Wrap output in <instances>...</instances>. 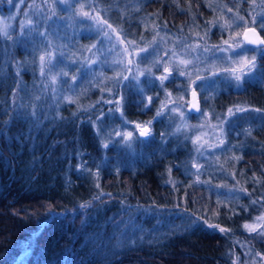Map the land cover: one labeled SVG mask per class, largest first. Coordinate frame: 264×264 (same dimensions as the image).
Here are the masks:
<instances>
[{"label":"trees","instance_id":"1","mask_svg":"<svg viewBox=\"0 0 264 264\" xmlns=\"http://www.w3.org/2000/svg\"><path fill=\"white\" fill-rule=\"evenodd\" d=\"M20 1L0 0V16L12 19V39L0 37V264H261L264 235L244 225L264 213V78L251 79L264 68V52L245 45L258 68L241 88L218 75L206 92L196 87L199 80L191 82L195 74L191 80L179 76L172 65L176 78L161 88L156 78L166 73L153 66L154 57H137L135 67L127 61L133 58L128 41L139 53L155 39L168 60L164 49L179 38L201 45L185 58L211 76L221 64L219 53L213 57L204 46L239 40L236 34L250 25L264 37L261 0H72L70 9L56 0ZM92 13L106 23L94 27ZM237 13L247 25L234 22ZM27 20L39 21V32L48 31L46 24L58 26L48 40L63 53L53 62H62L44 77L39 56L52 49L36 32L20 35ZM105 30L123 41L117 54L128 49L125 65H111ZM101 41L105 53L97 51ZM137 66L144 72L139 86L132 79ZM190 87L200 109L208 104L225 117L224 144L210 148L199 140L203 156L192 139L196 111L183 109V119L169 111ZM237 107L248 111L235 112ZM149 120L155 137L150 144L134 141L129 149L115 135ZM185 121L190 125L177 132Z\"/></svg>","mask_w":264,"mask_h":264},{"label":"snow or ice","instance_id":"2","mask_svg":"<svg viewBox=\"0 0 264 264\" xmlns=\"http://www.w3.org/2000/svg\"><path fill=\"white\" fill-rule=\"evenodd\" d=\"M55 2V0H54ZM58 2L60 4L65 5L66 8H71L72 7V0H58ZM9 4L13 3V0H8ZM261 3L264 4V0H261ZM211 6V5H210ZM91 7V5H90ZM229 12L232 11L231 8L228 9ZM25 17L28 16V13H24ZM52 15H55V12L53 11ZM84 15H88L87 13H84ZM90 19H96L95 17H89ZM45 21L51 19V17H45L44 18ZM239 21H244V24L247 25V21L244 19L243 16H240L238 13L236 14L235 17V21L234 22H239ZM256 22V17L252 16V23L255 24ZM38 24L39 21H37L35 24L31 21V20H27L26 22H21L20 24V35L23 36L25 33V30H27L29 33L31 32H36V34L38 36L44 37V40L41 41V43L45 44V46L47 48H51V51H46L44 54H41L39 56V70H40V74L41 77H44L46 75L51 74L52 70L58 66V64L62 61H57L56 63H54V53L56 55H59L60 57L63 58V53L62 52H56V49L53 48L51 41L48 40V35L51 34V32L55 31V29L58 27L56 25L55 22H53L51 25L46 24V28L48 29L47 32H39L38 31ZM108 27H111V25H109ZM260 27L262 29H264V23H261ZM228 28H231V25H221V29L223 30H227ZM98 31H100V29H98ZM115 31V30H113ZM251 34V35H250ZM205 35H207V33H205ZM236 35H240L239 33H237ZM103 36L105 37V40L109 43H111V37L109 36L108 32L104 31L103 32ZM0 37L6 38V39H12V36L10 35V26L5 25L4 27H0ZM143 39V38H142ZM201 40L204 39V37L200 38ZM105 41H101V48L103 46V43ZM121 43H123V41H120ZM164 39L161 38L160 43H164ZM128 44L130 46L133 47V58L131 60L128 61V64H136L137 63V57H139V60L142 62L144 60H147L150 56L154 57L153 59V66L160 68L163 67L164 73L166 74H161L159 77H157L156 79H159L160 81V87L163 88L164 87V81L165 80H175L176 77H173L169 68V65H172L174 67V70L176 72H178L179 76H187L190 80L191 77L193 76V74H195L196 79L192 80L191 82L193 84H196V80H199L200 83L196 84V87L200 89L201 92H206L208 89H210L211 87H213V85L216 83V80L214 79V77L216 75H220V73H213L211 76H205V75H201L200 71L198 69H196L195 65L193 64V60L192 59H186L185 57H188L191 55V53L193 52H198L201 48V45L199 43H197L195 46H192L190 44L185 43L184 41L180 40L179 38H177L176 43L173 45V47L171 49H164V55L168 56V60H165L164 57L160 56L159 53L161 51V49L158 46L157 41L154 39L147 47L144 48H140L139 49V53H136V47H138L137 45H135L134 41H128ZM245 45H253L255 46L256 51H262L264 52V37H261L260 34L256 31L255 27H247L245 28V31L243 32V38L242 40H236V39H231V42L229 40H224L222 42V44L220 45H213L211 47L208 46H204L203 47V52L205 53H210L213 57H215L216 53H227V52H231L233 51V46L240 48L241 51H247L249 49L246 48ZM92 47H96V45H93ZM115 47V45H113V48ZM180 49L179 51L177 49ZM101 49H97V51H100ZM109 51H111V49H109ZM125 53L128 52V49L125 48L123 50ZM140 53H143V55H140ZM194 59L198 60L199 57L196 56L194 57ZM226 61L231 62L232 64H235L236 62L231 60V57H225L224 58ZM122 62V61H121ZM114 63H116L114 61ZM81 67H84V65H81ZM258 66L256 64V57L253 56L251 58V60H247V58H245V63L244 66L242 68H240L239 70H237L236 67H229V68H225L223 70V76L225 80H234L235 81V86L237 88H241L243 83H245V79L244 77L251 74L254 70H257ZM127 71H131L130 68H126ZM147 75L149 76V81L148 83L151 85L155 84V80L151 79V77L154 75L152 73V69L148 68L147 70ZM137 73L138 74H134L132 76L133 80L137 81V86H139V75H143L144 72L140 71L138 66H137ZM86 74V73H85ZM57 75H64L66 76L67 73L61 72V73H57ZM259 78H264V68L260 69V76H252L251 79L252 80H256ZM73 81H75L77 78L74 76ZM123 80H128L129 77L128 76H123L122 78ZM117 84L121 83V80H117L116 81ZM56 83V75H52L51 76V84L55 85ZM66 83V82H65ZM48 85L45 84V88H47ZM71 88L74 89L75 85H71ZM52 91L55 92L56 88L53 87ZM171 94L169 93L168 96H170ZM207 96H205V100H207ZM39 99V97H38ZM65 99H68L70 102L71 98L66 97ZM179 99H183V97H180ZM149 103H151L152 101V97H148ZM173 103L175 104V101H173ZM191 104V108L194 109L197 113H201L200 107H199V98H198V93L195 90V88L192 90V101L190 102ZM165 105H161V108L157 111L156 116L159 117L163 114V110H164ZM183 107H187V104H177L176 106L172 107L171 109H169V111L171 112H177L179 111L180 108ZM248 111L247 108H242V107H237L235 109V112H245ZM254 111L256 112H260L261 109H254ZM235 112L233 111L232 108L228 109V114L229 116L235 115ZM35 113H33L34 115ZM181 118L183 119L184 117V112L180 111L179 112ZM201 115H204V113H201ZM121 117H123V113H121ZM155 119V117L153 118ZM152 120H149L147 122L142 123H136L135 127L132 131H126L121 133L120 131H116L115 135L116 136H122L123 137V143L125 144V146L129 149L133 148V142H137L140 145H146V144H150L154 141V134L151 131L150 125L152 124ZM125 125H127L128 123L131 122H127L124 121ZM223 123V121L221 122ZM181 127H187L186 124H181V126L177 127L176 131L179 132ZM139 130L138 135L134 136L133 133ZM221 134H223V129H220ZM163 137V134H161ZM143 138V139H142ZM200 140V137H197L195 140H193V144L196 145V152L200 155L203 156L204 155V151H202V149L205 147L204 144L202 143H198V141ZM224 144L223 139H220L219 145H208V147L210 148H215V147H219L221 145ZM104 147L107 148L108 145L104 144ZM196 166V165H194ZM98 198V197H97ZM253 203H257V201H253ZM86 205H81V207H85ZM258 220H264V216L257 218ZM193 223H195V221H193ZM205 223H207L205 221ZM209 228H217L218 225H211L208 224ZM244 227L246 229H248L249 231L252 232H257L259 228L264 227L262 225H254V226H250V225H244ZM221 232L225 231V229L220 228L219 229ZM258 234L260 235H264V231H260L258 232Z\"/></svg>","mask_w":264,"mask_h":264},{"label":"rangeland","instance_id":"3","mask_svg":"<svg viewBox=\"0 0 264 264\" xmlns=\"http://www.w3.org/2000/svg\"><path fill=\"white\" fill-rule=\"evenodd\" d=\"M56 1H58V0H56ZM21 2H22V0L19 2V4ZM30 10H31L30 12H32V13L34 12V9H30ZM95 16L96 17L97 16L99 17V15L97 13H92V17H95ZM99 18H100V21H99L98 18L97 19H92V21H94L93 22L94 27H100L98 25H100L99 23H101V22L102 23H106L104 19H102L101 17H99ZM11 20H12L11 18L0 16V27H4L5 25L10 26L11 25ZM250 26L251 27H254L252 25H250ZM245 28L246 27H244L241 30V33L239 35V40H242V35H243V31H244ZM105 31L108 32L109 36L112 38L111 39V43L108 42V48L111 49V51H110L111 52L110 53L111 56H109L108 58H110V61L115 60L116 63H114V61H113L111 65L116 66V67H120L121 66L120 65L121 63L123 65H125V63H127V61H129V60L126 61L125 54H123V49H122V51H120V55L117 54V51H118L117 48H118V46H120V41L115 36L113 30H105ZM104 39H105V37H104ZM113 45H115L114 48H113ZM105 48H106V46L103 43L102 48H101V46H99L98 49H101L100 51L105 53L106 52L105 51L106 50ZM256 52H259V51H256L255 50V53ZM255 53H253V54H255ZM41 54H43V53H41ZM55 56H56V54L54 53V58H55ZM253 56H247L246 53H245V51H241L240 48H237V47L233 46V51L227 52V53H219V55L215 58V60L216 61H219L221 64H220L219 67L212 68L213 69V73H220L219 76L221 78H224V76H223V70L225 68L236 67L237 70H239L240 68H242L244 66L245 58H247V60H249ZM225 57H231V60L235 61L236 63L235 64H232L231 62L226 61L224 59ZM131 59L132 58H130V60ZM186 59H189V58H186ZM90 60H91V58H90ZM131 66H134V64H131ZM119 69H121V68H119ZM135 72H136L135 74H138L136 69H135ZM216 76H218V75H216ZM231 81L235 84V81L234 80H230V82ZM192 90H193V87H190L188 89V94H187L186 99L185 100H182L183 103H181V101H180L181 104H187V107L180 108L179 111H177L175 113H178L179 114V112L182 111L183 109L185 111V114L189 112V110H188L189 101L188 100H189V95L192 92ZM180 103H176L175 102V104L174 103L171 104L170 108H172V107H174V106H176L177 104H180ZM199 107H200V103H199ZM210 108H211V106L207 104V106H205V108L200 109L201 110V113H204V115H201V113H197L196 112L197 113V116L195 118V120H196V126H195V128L193 130L194 132L192 134V139L195 140L197 137H200V141L201 142H206V145H219L220 139H223V135L220 132V129H221L220 124H221V120L223 118H225V117H222L221 118V117L215 116L216 114H214ZM183 124H186L187 126L190 125L186 121L183 122ZM123 128H126V127H123ZM183 128H186V127H183ZM133 129H128V128L123 129L122 130V133L123 132H126V131H131ZM136 132H139V130H136ZM262 216H264V213H262L257 218L262 217ZM257 218L256 219H252L247 225L254 226V225L259 224V225L264 226V220H258ZM260 231H264V227H261L260 228ZM263 261H264V259L262 258L261 264L264 263Z\"/></svg>","mask_w":264,"mask_h":264},{"label":"water","instance_id":"4","mask_svg":"<svg viewBox=\"0 0 264 264\" xmlns=\"http://www.w3.org/2000/svg\"><path fill=\"white\" fill-rule=\"evenodd\" d=\"M244 31H245V30H244ZM256 31H257V30H256ZM250 35H251V34H250ZM242 38H243V36H242ZM191 101H192V93H191L190 96H189V105H188V106H189V110H190V111L195 112V110L191 108V104H190Z\"/></svg>","mask_w":264,"mask_h":264}]
</instances>
